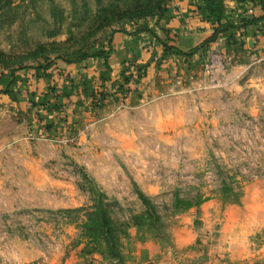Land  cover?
<instances>
[{"label": "rangeland", "instance_id": "374dc122", "mask_svg": "<svg viewBox=\"0 0 264 264\" xmlns=\"http://www.w3.org/2000/svg\"><path fill=\"white\" fill-rule=\"evenodd\" d=\"M163 3L0 0V264H264V31L115 66Z\"/></svg>", "mask_w": 264, "mask_h": 264}, {"label": "crops", "instance_id": "0c3cea01", "mask_svg": "<svg viewBox=\"0 0 264 264\" xmlns=\"http://www.w3.org/2000/svg\"><path fill=\"white\" fill-rule=\"evenodd\" d=\"M164 8L160 16H157L156 31L140 30L133 34H126L123 32H115L112 38V53L111 60L115 66H118L121 61L128 59L130 54L136 53V56L143 58V52L147 48H143L145 43L152 41L154 38L151 32L156 35L165 38L164 31L167 32V42L170 45H175L181 50L187 52L191 49L200 47L201 43L212 33L213 28L210 22L204 17L203 14V1L202 0H165ZM226 11L228 15L236 14L239 9V4L235 0H226ZM262 11L259 6H255L253 14H260ZM258 28L261 31H255ZM249 33H263L264 31V19L257 24L251 25L246 28ZM258 36V35H257ZM263 36H259L261 39ZM249 38V37H248ZM158 50L159 44L156 45ZM144 50V51H143ZM147 54V53H145ZM93 59H81L72 64L60 65L64 68V74L72 75L75 70L80 71V74L85 73L84 66H88L93 63ZM97 62V61H96ZM100 66V65H99ZM28 76V73H25ZM33 74V72L31 73ZM31 76V75H30ZM54 77V75L52 76ZM27 78V77H25ZM12 79L10 76L7 79V84ZM36 81L45 82L42 78L35 79ZM31 82L30 79H24L21 81L23 86H26Z\"/></svg>", "mask_w": 264, "mask_h": 264}, {"label": "trees", "instance_id": "16d2710c", "mask_svg": "<svg viewBox=\"0 0 264 264\" xmlns=\"http://www.w3.org/2000/svg\"><path fill=\"white\" fill-rule=\"evenodd\" d=\"M165 1V0H164ZM203 1V14L204 17L210 22L212 25L213 31L212 33L201 43L200 47L204 45H208L214 40L217 39L221 32H228L232 28H239V27H248L264 19V0H235L238 4L243 5L245 3H251L254 6H259L260 10L262 11L260 14L256 15L253 14L249 17H241L240 18V26L233 25L231 23H226L225 20V7H224V0H202ZM165 38H162L155 33L151 32L152 37L154 40L161 46L162 52L166 55L168 54H183L186 55L187 52L181 50L175 45H170L167 42V32L164 31ZM97 55H103L102 53H96ZM88 57V55H83L81 59ZM13 84V78L9 81L8 86ZM233 195L238 200L239 194L237 192L233 193ZM140 199L147 204V199L143 193L139 194ZM200 199H196L194 201H186V206H191L198 204ZM102 202V201H101ZM87 211V219L92 221V225L88 226V229L91 230L90 232H95V234H101V237L105 241L106 245L109 247L114 245V237L113 231L111 229V221L109 217H107L106 212L102 210L101 207L94 206ZM96 216V217H95ZM113 252L114 250L111 249Z\"/></svg>", "mask_w": 264, "mask_h": 264}, {"label": "built area", "instance_id": "2783aa9c", "mask_svg": "<svg viewBox=\"0 0 264 264\" xmlns=\"http://www.w3.org/2000/svg\"><path fill=\"white\" fill-rule=\"evenodd\" d=\"M254 9H255V6H254L253 4H251V3H249L248 5H246V10H245V12H246L247 14H253Z\"/></svg>", "mask_w": 264, "mask_h": 264}]
</instances>
